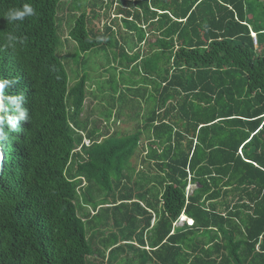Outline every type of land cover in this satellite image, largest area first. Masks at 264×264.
<instances>
[{"label": "trees", "instance_id": "16d2710c", "mask_svg": "<svg viewBox=\"0 0 264 264\" xmlns=\"http://www.w3.org/2000/svg\"><path fill=\"white\" fill-rule=\"evenodd\" d=\"M24 2L36 16L0 18L27 37L0 53V76L19 78L32 115L0 141V264H264V0H0V13ZM100 52L119 78L100 89L114 118L97 128L81 115Z\"/></svg>", "mask_w": 264, "mask_h": 264}, {"label": "clouds", "instance_id": "9594fccd", "mask_svg": "<svg viewBox=\"0 0 264 264\" xmlns=\"http://www.w3.org/2000/svg\"><path fill=\"white\" fill-rule=\"evenodd\" d=\"M37 15L31 2H24L20 7H12L0 13V18L9 25L22 24L27 18ZM27 37L13 31L0 32V53L15 52L26 45ZM19 83L18 77L11 79L0 76V141L14 139L13 133L20 131L21 123H31L32 115L25 104L23 92L11 94L12 89Z\"/></svg>", "mask_w": 264, "mask_h": 264}, {"label": "rangeland", "instance_id": "374dc122", "mask_svg": "<svg viewBox=\"0 0 264 264\" xmlns=\"http://www.w3.org/2000/svg\"><path fill=\"white\" fill-rule=\"evenodd\" d=\"M61 16L65 17L66 15L64 13L62 14L60 12L59 17H61ZM59 37H60L61 43L63 41H65V46L63 45V47H65L64 52L65 53L74 52V44L68 38V30H67L66 26H64L63 33L60 34ZM73 55H75V54H73ZM96 55L97 56H91L92 58H90V61L88 64V67H89L88 72L90 75V79L88 81V90L90 92V95L86 98L84 111H83V114L81 115V119L83 120L85 118H89V121L92 123V125L94 127L100 128L101 126L104 127L105 123H106L104 115L109 116L111 114L112 120L114 118L113 117L114 112L112 111V108L106 107L104 105L105 103L103 101L100 102L101 100L98 99L100 96V89L102 91H104V93H106V91L108 92V84L107 83H108L109 78H111L110 76L113 75L114 71L113 70L108 71V72L105 71V68L107 67V60H106L104 53L100 52ZM79 59L75 58L73 60L78 61ZM75 70H76V67L74 64L71 65V67L67 68L69 75H70V73H72V75H70V76H74V77L76 76ZM114 77H115V81L117 82V80L119 78L117 71H116V75L114 73ZM104 110H105V112H104ZM111 121L108 122L109 125H111ZM109 129H110V127H109ZM110 130H112V128ZM84 144L87 145L88 142L84 141ZM0 162H1V157H0ZM193 189H194V187L190 185L188 187V190H187L188 194H190ZM93 197H95V199L97 201H99L102 196L93 192ZM83 207L86 211H88L90 213L93 212V210L89 206H83ZM152 223H153V221H152ZM184 223L188 224L186 222L185 217L182 216L178 220V222L175 223L174 226L175 227H181ZM107 232H108L107 229L105 230L99 225L96 227H93L91 230L88 231V235H94V241H93L94 247L100 245L99 240L102 236V233L104 234ZM140 261L145 262V264H148L143 255L137 258L135 264H139V263L141 264Z\"/></svg>", "mask_w": 264, "mask_h": 264}, {"label": "built area", "instance_id": "2783aa9c", "mask_svg": "<svg viewBox=\"0 0 264 264\" xmlns=\"http://www.w3.org/2000/svg\"><path fill=\"white\" fill-rule=\"evenodd\" d=\"M252 36H253L254 41H256L255 35L252 34ZM186 222L188 223V226H191L192 225V221L191 220H187L186 219Z\"/></svg>", "mask_w": 264, "mask_h": 264}, {"label": "water", "instance_id": "95a60500", "mask_svg": "<svg viewBox=\"0 0 264 264\" xmlns=\"http://www.w3.org/2000/svg\"><path fill=\"white\" fill-rule=\"evenodd\" d=\"M1 172H2V164L0 163V176H1Z\"/></svg>", "mask_w": 264, "mask_h": 264}]
</instances>
